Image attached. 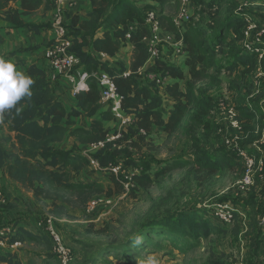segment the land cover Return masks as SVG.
<instances>
[{
	"label": "trees",
	"instance_id": "obj_1",
	"mask_svg": "<svg viewBox=\"0 0 264 264\" xmlns=\"http://www.w3.org/2000/svg\"><path fill=\"white\" fill-rule=\"evenodd\" d=\"M90 1L92 9L87 14L88 18L80 21L75 16L70 25L73 35L72 51L79 58L80 67L88 73L104 71L115 80L118 92L124 97L123 110L132 116L133 123L121 133L115 132L116 138L108 141L110 124L116 120L101 104L100 90L92 78L88 82V89L74 94L77 104L68 111L54 94L52 82L47 79L45 71L37 63L26 62H22L26 66L25 75L35 81L31 87L32 96L30 99H22L0 117V124L7 127L10 133L4 140L0 139V171L13 183L30 190L37 200L51 201V211L58 215L63 214L67 207L85 208L94 199L112 192L111 188H106L99 182L75 180L83 170L90 167V160L75 148L70 151L56 148L57 144L65 140L66 135L69 134L82 146L104 143L92 156L102 168L110 172L112 181L120 188L121 182L111 171L112 168L136 163L133 156L143 154L144 148L149 145L147 138L156 131L163 129L171 140L185 135L187 140L194 143L193 134L187 137L185 127L195 102L189 92L182 90V80L187 77L192 83L206 80L208 71L216 66L213 61L215 54L223 53L224 48L231 55V61L225 67L230 71L238 64L256 69L260 64L256 49L264 51V34H260L264 31V26L253 23L260 35L255 45L246 44L247 48L245 45V50L241 51L240 39L244 37V33L249 34L248 27L245 32L243 30L245 21L249 18L244 12L231 13L223 22L218 23L212 39H204L205 33L201 30H179L174 17L168 14V11L180 6V0H142L141 5L138 4L140 0ZM215 1L224 3L225 0ZM18 3L19 9L14 6ZM204 4L211 6L212 3ZM43 7L47 11L53 9L54 4L51 0H0V57H4L6 42L1 29L9 25L14 29L28 27L38 32L41 27L27 24L23 18L37 14ZM147 11H158L164 32L174 41L182 43L184 57H181L185 58L184 66L173 65L163 56L150 61L148 40L152 38V33L145 23ZM250 24L249 22L248 25ZM131 28L134 29L130 30ZM127 34L131 35L130 40L126 39ZM127 43L132 46L129 67L121 61H115L111 65L96 56L102 54L114 58ZM139 70L143 73L140 74ZM146 72L156 75L162 82L153 80L146 83ZM165 98H171L173 104L168 109L167 119L163 113ZM78 117L90 119L89 126L74 127V118ZM252 146L253 144L250 145L249 152H252ZM195 162L201 172L215 171L218 166L231 169L239 165L238 161L229 158L214 163L197 158ZM176 165L158 170L156 177L166 176L188 163L180 161ZM131 183L138 190H145L152 184L146 174L134 175ZM205 213V210H195L187 214H153L138 226L136 234L126 240L122 248L116 250V247L111 246L104 251L116 252L117 257L131 259L136 255L133 246L142 250H158L161 248L160 241H167L175 250L185 254L195 248L200 239L225 231L218 217L214 222L202 216ZM46 236L50 238L47 233L34 234L17 225L10 234L0 238L7 241V245H13L30 240L43 242L48 240ZM137 238L143 240L137 244ZM96 258L97 255H88L82 264H95ZM0 264H22V261L17 254L3 253L0 248Z\"/></svg>",
	"mask_w": 264,
	"mask_h": 264
},
{
	"label": "rangeland",
	"instance_id": "obj_2",
	"mask_svg": "<svg viewBox=\"0 0 264 264\" xmlns=\"http://www.w3.org/2000/svg\"><path fill=\"white\" fill-rule=\"evenodd\" d=\"M204 2L212 4L207 6ZM179 8L168 11V14L175 19ZM190 10L191 20L183 24L184 29L201 30L205 33L204 39H212L218 23L231 13L248 14L243 30L245 32L248 27L249 34L244 33L240 39L241 51L245 50L243 47L246 44H256L258 28H251L252 23L264 26V0H225L224 3L193 0ZM43 14L40 11L34 17L39 19L41 15L44 17ZM53 17L55 22V15ZM49 25L44 27L49 28ZM156 47L168 62L184 66L185 58L177 53L174 43L160 42ZM223 50V53L215 54L213 61L216 66L208 71L206 80L192 83L187 77L180 82L182 90L189 92L195 102L185 127L186 136L193 134L194 143L185 135L171 140L163 129L156 131L147 138L149 145L144 148L143 154L133 156L136 163L115 166V175L122 185L120 188L112 181L108 170L97 171L90 162V167L80 173L88 174L83 182L102 183L112 192L99 197L105 202L95 208L67 207L59 215L52 213L51 201H34L29 192L12 188L7 177L0 172V233L9 227L13 229L24 223H35L33 233L44 235L48 228L44 222L51 217L64 243L72 250L66 264H82L88 255H97L95 264H140L149 256H155L159 264H264V230L261 225L264 218V51L256 49L260 60L256 69L238 64L230 71L225 67L229 65L231 55L226 48ZM119 53L117 61H131L130 44H126ZM144 77L146 83L153 81V75L148 72ZM172 105L171 98H165L163 115L166 119ZM125 129L111 122L110 138L115 132ZM9 135L7 127L0 124V139L4 140ZM251 144L252 152H249ZM74 148L88 160L93 157L94 150L90 146L75 145ZM240 150L247 151L245 156L252 153L250 163L241 159L244 156ZM197 158L213 163L229 158L238 161L239 165L231 169L218 166L215 171L201 172L195 162ZM180 161H186L188 165L176 168L161 178L156 177L158 170L165 166H177ZM249 170L253 184L242 188L240 181ZM136 174H146L152 184L145 190L136 189L131 183ZM80 175L75 179L78 182L82 179ZM31 205L37 208V214L35 211L31 213L34 216L29 213ZM226 205L234 215L231 223L223 224L225 231L200 239L197 246L185 254L175 250L167 241H160L161 248L158 250H142L133 246L136 255L131 259L117 257L116 252L104 251L111 246L116 250L122 248L125 241L136 234L138 226L153 214L163 216L205 210L202 216L215 222L219 206ZM47 239L22 243L17 251L22 264H64L55 255L52 240Z\"/></svg>",
	"mask_w": 264,
	"mask_h": 264
},
{
	"label": "built area",
	"instance_id": "obj_3",
	"mask_svg": "<svg viewBox=\"0 0 264 264\" xmlns=\"http://www.w3.org/2000/svg\"><path fill=\"white\" fill-rule=\"evenodd\" d=\"M77 0H53L54 11H55V31L56 38L46 49L45 59L47 66L51 69V80L56 81L58 79L64 78L73 87L74 94L83 89L89 88V80L92 78L100 90L101 94V104L106 108L108 112L112 114L117 124L121 127L127 128L133 123L132 116L127 115L123 110V100L124 97L118 92L115 80L104 71H95L91 74L88 73L83 67H80V60L77 55L72 51L73 48V35L70 29V26L66 25L64 22L63 11L66 6H74ZM193 5V0H180L179 14L174 19V23L179 30H184L183 24L191 20V10L190 8ZM145 23L149 27L152 38L148 40L150 46V61H155L162 57L160 50L156 47L160 42L174 43L176 46L177 53L180 56L184 57V52L182 49V43L176 42L174 39L167 33L164 32L162 25L159 20V14L156 11H147L145 14ZM251 28H255L254 25ZM131 28L130 30H133ZM249 32V30H248ZM260 34H264L262 30ZM259 34V35H260ZM131 35L127 34L126 39L130 40ZM139 73L142 74L143 71L139 70ZM129 74L126 73L125 76ZM153 75V80H157L158 83L162 82L156 75ZM261 76L262 73H259ZM121 133V132H119ZM145 134V133H144ZM116 138H108V141H112ZM104 143H99L97 145H92V150H97L102 148ZM254 147H257L254 145ZM241 157L245 160L246 163H250L253 159L251 154L245 156L244 150H240ZM91 166L95 170H103L94 158L89 159ZM117 167L112 168V172L116 173ZM253 184L252 175L250 170L247 172L245 177L240 181V187L247 188ZM0 199H2V194L0 193ZM104 198H97L90 202L88 205L90 208H95V206L104 203ZM216 217L222 222V224H229L233 220L234 212L229 207L219 206V210L216 213ZM48 226L47 234L52 239L54 244L53 251L57 258L64 264L69 261L70 256L72 255V250L64 243L58 229L54 225V220L51 217H47L44 222ZM262 229L264 230V218L261 222ZM11 233V230H5L4 233H0V236H7ZM7 241H4L0 238V248L7 246ZM20 243H15L13 245H19Z\"/></svg>",
	"mask_w": 264,
	"mask_h": 264
},
{
	"label": "crops",
	"instance_id": "obj_4",
	"mask_svg": "<svg viewBox=\"0 0 264 264\" xmlns=\"http://www.w3.org/2000/svg\"><path fill=\"white\" fill-rule=\"evenodd\" d=\"M51 1L53 2V0ZM141 3H142V0H140L138 4L141 5ZM14 6L18 9L20 8L19 3ZM91 9H92V5H91L90 0H77L74 6H66L63 11L65 24L70 26L75 16H77L80 19V21L86 20L88 18L87 14L91 11ZM40 11L45 13L43 14L44 17L41 15V18L38 19L37 17H34L37 15L35 14L33 16H26L23 18V20L27 24L32 23V24L42 26L43 28H41L38 32L32 31L28 27L14 29V28H11L9 25H5L4 28L1 29V33L4 35L5 40H6L5 45H4L3 55L6 59H10L11 61H13L16 65L17 70L24 74H26V66L22 62L37 63L39 67L45 71L47 79L52 82L51 69L46 64L45 54H46V49L48 48V46L56 38V31H55V25H54V19H53L54 18L53 16L55 15V11H54V8L46 11L44 7L41 8L39 12ZM37 20L38 22H36ZM49 23L51 24L49 25ZM46 25H49L51 28L44 27ZM127 44H130L131 46V43H127ZM118 55H120V53H118L116 56ZM131 55H132V46H131ZM96 56L100 59L105 58L104 61L108 62L111 65H113V63L117 61L116 57L108 58L102 54H97ZM124 63L127 67H129L130 62L129 63L124 62ZM52 88H53L54 94L62 102L66 110L70 111L73 107L76 106L77 102L75 99L73 87L70 84V82H68L64 78H61V79H58L52 82ZM74 121H75L74 127H81L83 125L89 126L91 120L88 118L78 117V118H74ZM74 127H71V129H73ZM75 145L80 146V144L68 134L66 135V138L63 142L56 145V148L61 151H70ZM0 172L5 177H7V175H5L2 171ZM84 175L85 174L80 175V177L82 178L80 179V181H83L85 178H87L88 174H86L85 176ZM7 180L9 184H11L12 188L23 189L29 192L28 195H31L34 201H38V202L46 201V200H37L36 198H34V195L30 190L24 188L23 186L19 184L13 183L12 181L9 180L8 177H7ZM87 182H90V181H87ZM14 203L17 206H21L17 201H14ZM36 210L37 208L34 205H31L29 207L30 214L33 211H35V213L37 214ZM31 215L34 216L35 214H31ZM31 225H26V223H24V225L22 224L21 226L28 231L34 232L33 228H35L34 227L35 223L34 225L33 224ZM5 230H12V228L9 227ZM21 244L22 243H20V245H7L6 247L1 248V251L3 253L11 252V253H15L18 255L17 251H18V248L21 246Z\"/></svg>",
	"mask_w": 264,
	"mask_h": 264
},
{
	"label": "clouds",
	"instance_id": "obj_5",
	"mask_svg": "<svg viewBox=\"0 0 264 264\" xmlns=\"http://www.w3.org/2000/svg\"><path fill=\"white\" fill-rule=\"evenodd\" d=\"M35 81L28 75L17 70L10 59L0 57V117L13 109L22 99H30L31 87ZM136 243H140L137 238ZM140 264H159L155 256H149Z\"/></svg>",
	"mask_w": 264,
	"mask_h": 264
}]
</instances>
